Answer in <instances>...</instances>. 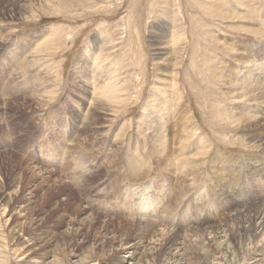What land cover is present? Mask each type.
<instances>
[{
	"label": "rangeland",
	"instance_id": "374dc122",
	"mask_svg": "<svg viewBox=\"0 0 264 264\" xmlns=\"http://www.w3.org/2000/svg\"><path fill=\"white\" fill-rule=\"evenodd\" d=\"M13 1L19 4L12 8ZM44 1L0 0V30L15 32L14 40L0 44V261L264 264L254 257L264 249L263 229L251 237L238 227L224 231L221 252L210 229L196 231L220 222L241 201L264 202V142L231 122L230 112L244 105L229 93L235 87L228 76L240 64L234 56L251 47L259 49L264 69V36L252 32L264 29V0ZM24 7L33 13H19ZM215 8L222 16L212 14ZM88 40L103 69L81 55ZM26 45L34 67L18 74L14 68ZM31 46L40 52H29ZM247 68L240 78L254 76ZM111 75L123 88L121 99L110 105L111 116L98 110L83 123L76 103L90 98L96 78L112 82ZM176 76L216 151L202 158L194 181L182 180L190 193L173 200L170 175L146 159L147 150L140 152L149 136L140 114L163 81ZM250 101L251 112L263 115L264 102ZM202 179L210 187L199 194ZM214 184L221 190L212 194ZM176 231L180 242L168 248L165 240Z\"/></svg>",
	"mask_w": 264,
	"mask_h": 264
},
{
	"label": "bare ground",
	"instance_id": "6f19581e",
	"mask_svg": "<svg viewBox=\"0 0 264 264\" xmlns=\"http://www.w3.org/2000/svg\"><path fill=\"white\" fill-rule=\"evenodd\" d=\"M44 2L49 3L48 0H45ZM18 4H19L18 2L13 1V3H11V7L13 8V7H15ZM20 10H22V11H20L19 13H25V12L33 13V11H34L33 8H31L30 11H28L29 10L28 7L20 8ZM212 14H214V16L218 15V14L222 16V11H221L220 8H217V9L215 8V10L213 11ZM48 30L50 31V29H48ZM252 32L255 35H257V36H261V35L264 36V29L262 27L261 28H256ZM13 36H15L14 29H8V30H4V31L0 30V44H2V46L5 45V44H8L9 41L14 40ZM43 37H45V36H43ZM39 42H37V43L39 44ZM38 44H36V46ZM36 46L35 47L34 46L29 47V49L32 50V51H29V52H33V49H34V52L37 51V53H39L40 51H38V48ZM27 47H28V45H26V47L21 49V52H20V54L18 56L19 60L17 61V64L15 65V68H14V72L15 73L21 74V72H23V74H25V72L28 71L31 67H34L33 63H34L35 60L33 58H35V57L32 56L33 55L32 53L29 54V53H27L25 51V50L28 49ZM180 52H181V48L179 50L177 48L174 51L175 56H178L177 54L180 53ZM248 52L249 53H244V52L240 53V54L237 53L234 56L236 58L235 61L240 62V64H238L237 67H232L231 68V72H229L230 74L228 75L229 77H231V80H229V82L232 81L230 83L231 86L233 85V87H235L232 90L230 89L231 91H229V93L233 92L232 93L233 96L241 98V103L244 105L242 108H240V111L238 113H236V112L231 113L230 112V117H231L230 120H231L232 123L236 122V123H239V124L243 125L244 127H248V129L251 130L250 134H251V137H252L253 141H255V139L258 138L259 141H263L264 142V122H263L264 114L263 115L261 114V116H257V112L254 113L256 108H253L254 112L252 113L251 112L252 109L249 106L250 104L249 103L247 104V102H249L250 100H253V99L258 101V103H260V104L264 102V69L262 67V64H263L262 62L263 61L261 59V55H260L259 49L257 51H255V49L253 47H251L248 50ZM28 54H29V56H28ZM82 54H86V56L91 57L93 59V61L95 60L94 62H95L96 66L98 68L102 67V69H103V67L105 66V63H103V60L100 61V59L98 60L96 56H93L95 54V51H94V46H93V43H92L91 40H88V42L85 45L84 49L81 51V55ZM94 57H96V58L94 59ZM245 68H247V71H248L249 75L250 74L254 75V76H252L251 79L249 77H247L248 79L245 78V77H242V78L239 77V74L241 72H243V70ZM28 75H30V74L28 73ZM18 78H19V76H18ZM114 78H115V76L111 75V79L110 80L111 81L113 80L112 82H109V80L104 81V80H101L99 78L98 79L96 78L95 82L97 84L95 85L96 87L94 88V92H92V95L90 96V98H88V100H85V102L82 103V105H80L79 103H76V105L78 106L77 107L78 110L80 112L82 111L81 115L84 116L83 123L86 122V120H89V122L87 123V124H89L90 120L92 121V119H93L92 118L93 114L95 112H97L98 110L104 111L106 115L108 114V116L110 115L108 113L110 105L111 106L115 105V103L119 101L118 99L121 97V93H122L120 91L123 90V88H119V87L117 88L116 80ZM224 78H225V76H224ZM93 79H94V77H93ZM225 79H224V81H225ZM170 80L166 81V82H164L162 80L163 81L162 86L160 87L158 85L160 88L158 90H156L157 93L154 92L157 95L152 93L147 98V100L144 103V105H142L144 110H143V113H142V111L140 112V113H142L140 115H143L144 118L141 119V121H143V120L146 121L145 122L146 123L145 130H147L149 132V136L147 134V139L146 138L144 139V140H147L148 142L145 141L144 144L142 142V149H140V152H141V154L144 155V153L147 150V152L145 153L146 159L148 160V159L151 158V160H154V163H155L157 169L158 168L160 169L162 167L161 170L165 172V176L166 175L167 176L170 175L171 182L173 181V183L170 184V187H172L171 189H172L173 192L172 191L171 192H172L173 200H175L179 195H180V197L178 199H180L182 195H186L187 193L189 194L190 191L193 189V188H191L190 191H187L188 189L182 188V187H185L184 186L185 183L183 184L182 180L183 181L185 179L186 180H190V179L193 180L195 178V175H196V174L194 175L193 172H194V170L197 167L200 168V166H201L200 162L202 161V158H204V159L205 158H209L208 154L212 150L213 151H216V150H215V146H214L215 143L211 139H209V135L206 134L204 132V128H202L199 125L198 118L196 116V113H194V108H192L191 103L188 100L184 99L185 98L184 95H183L184 93H183V91H180V84H179L180 81H179L178 77L177 76L173 77L172 81H170ZM227 81H228V78H227ZM239 85H240V88H238ZM40 89H41V87H40ZM37 99H39V98H37ZM173 119H176V121H172ZM177 121H178V123H180V125H178ZM262 122H263V124H262ZM183 123H185V124H183ZM181 124L183 125V127H181ZM176 130H180L179 132H177V136H176V134L173 135V133ZM260 132H262V133H260ZM6 133H7V131H6ZM145 135H146V133H145ZM70 145H72V144H70ZM263 145H264V143H263ZM212 156L213 155H211V157ZM211 159H213V158H211ZM142 160H144V159L142 158ZM230 160H232V158L230 159V157H229V161ZM222 162H223V160H222ZM236 162H238V161H236ZM129 164L134 166L136 164V158H130L129 159ZM222 164L220 166L221 168L223 167ZM114 172H115V170H114ZM234 172H235V169L231 173L235 174ZM217 173H218V170H216L215 174H217ZM218 175L220 177V175H221L220 172L218 173ZM200 177H202V176H200ZM204 178H205V175H204L203 179ZM232 178L230 177V178L227 179V182L229 184H231V179ZM203 179H202V184H203ZM221 181H223V180H221ZM196 183H197V181H196ZM209 187H210V183L209 182H207V183H205L203 185H201V183H200V187L197 190V193L201 194V193H203L202 189H205V188L209 189ZM188 188H189V186H188ZM211 188H212V194L218 193L221 190V188H219L216 184L212 185ZM257 195H260V194H257ZM235 198H232V199L229 198V200L231 202L235 203L236 202ZM219 206L220 205L218 204L216 208H218ZM222 207H219L220 212H218V213H222ZM86 212H88V211H86ZM232 212L233 213H231V214L230 213L229 214L226 213L227 215L225 214L224 216H222L220 222H218L216 224H212V225L206 226V227H204L202 229L201 228L196 229V231L197 230H203V229L204 230L210 229V233H212L213 236L210 237L208 235L209 239L211 240V242L216 243L218 245V249L219 248L221 249V247L219 245L220 244L219 240H220L221 237H224L225 234L224 235H222V234L226 230L231 232V233H234V232L237 231V229H239V231H242L248 237H251V235L253 234L252 231L255 232L254 233V235H255L257 231L262 232L260 230H262V229L264 230V202H254V201H250L249 202V200L241 201V202L238 203V208H235V210L232 211ZM0 214H1V217H3L1 212H0ZM243 222L248 223L249 226H247V228L245 226V229L243 228L244 230L243 229L241 230L240 228H241V225H242ZM255 224H256V226H253ZM208 231L209 230H207V232ZM219 231H220V233H219ZM262 233H264V231ZM255 236H258V235H255ZM261 236H263V235H261ZM178 237H179V234L176 231L171 236L167 237V240H165L167 243L165 245L168 244V248H170L171 246H174V243L180 242L178 240ZM253 237L254 236H252V238ZM177 244H179V243H177ZM148 246H149V244H148ZM156 249L159 250V248H156ZM220 249H219V251H220ZM224 249H225V252H226L227 251L226 248H224ZM258 250L259 251H256L254 257H258L260 255V258H264L263 257L264 249H258ZM219 251H217V252L219 253ZM217 252H214L212 254V255H214L215 259H216ZM158 253H160V252L158 251ZM182 253L183 252H181V255H182ZM223 253H224V251H223ZM169 254H173V253L169 252ZM177 254H178V252H177ZM210 255H211V253H210ZM212 255H211V257L213 258ZM217 258H220V256H218ZM132 259H134V258L132 257L131 259L128 260V262H131ZM140 259H142V258H140ZM178 259L179 258H177V260L175 262L178 261V263H179ZM258 259H259V257H258ZM167 260H169V258ZM225 260H227V259H225ZM3 262H5L4 264H7V262L5 260L1 259L0 264H3ZM134 262H132L131 264H134Z\"/></svg>",
	"mask_w": 264,
	"mask_h": 264
}]
</instances>
